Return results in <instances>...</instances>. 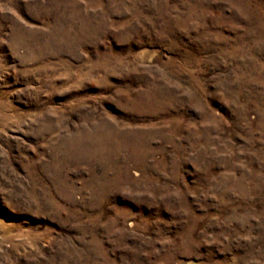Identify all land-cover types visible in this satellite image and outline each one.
Returning a JSON list of instances; mask_svg holds the SVG:
<instances>
[{
	"label": "rangeland",
	"instance_id": "rangeland-1",
	"mask_svg": "<svg viewBox=\"0 0 264 264\" xmlns=\"http://www.w3.org/2000/svg\"><path fill=\"white\" fill-rule=\"evenodd\" d=\"M0 264H264V0H0Z\"/></svg>",
	"mask_w": 264,
	"mask_h": 264
},
{
	"label": "bare ground",
	"instance_id": "bare-ground-1",
	"mask_svg": "<svg viewBox=\"0 0 264 264\" xmlns=\"http://www.w3.org/2000/svg\"><path fill=\"white\" fill-rule=\"evenodd\" d=\"M148 54H149V52H144V53L141 55L140 59L143 60V61L146 60Z\"/></svg>",
	"mask_w": 264,
	"mask_h": 264
}]
</instances>
